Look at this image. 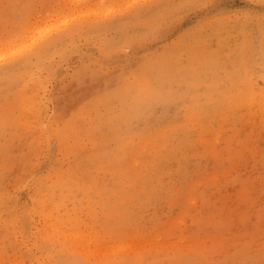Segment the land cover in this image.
Returning a JSON list of instances; mask_svg holds the SVG:
<instances>
[{"label":"rangeland","instance_id":"374dc122","mask_svg":"<svg viewBox=\"0 0 264 264\" xmlns=\"http://www.w3.org/2000/svg\"><path fill=\"white\" fill-rule=\"evenodd\" d=\"M0 69V264H264V0H0Z\"/></svg>","mask_w":264,"mask_h":264},{"label":"bare ground","instance_id":"6f19581e","mask_svg":"<svg viewBox=\"0 0 264 264\" xmlns=\"http://www.w3.org/2000/svg\"><path fill=\"white\" fill-rule=\"evenodd\" d=\"M25 19L23 18L21 21H18L17 23H14V24H11L12 27L8 31V34H11L13 36L14 34H12V33L18 28V26H22L23 24L26 23V21L24 22ZM46 26H47V24L46 25H42V26H40L38 28L40 30H42V32H44V33H50V29L48 27H46ZM73 31H75L74 28L69 29L68 30V34L69 33H72ZM27 32L28 31H26L23 34H18L17 36H15L10 41V45H12L14 49L18 48V52L21 53V55L23 56V58L20 60V64H22L21 61H23V60L24 61L30 60L31 57L41 55L42 52L45 51V49H47V48L51 49L52 46H54L55 43L58 42L57 40H54L53 41V40H48L47 39L48 40L47 43L44 42V43H46V44H44V43H42V41L45 38H42V41L39 42L40 34H36L38 32V29L37 28L32 29V31L29 32V35L26 36V33ZM11 65H13V64H11ZM0 70H2V69H0ZM11 71H13V69L6 70V71H0V74L1 73L8 74ZM22 106H23V103L21 101L17 102V107H22ZM67 131H69V128L66 129V131H62L63 135ZM63 138L69 144V142L67 141L68 138H69V136L68 135H64ZM102 229H103V232L106 233L107 228L106 227H103ZM115 236H117V235H115ZM103 256H102V259H99V258H96L95 259L94 257L91 258V256H87V257H85L87 260L81 261L79 263L78 262H76V263L74 262L73 264H107L106 263L107 260H103V258H104ZM96 257H99V256H96ZM91 259H94L95 261L90 262L89 260H91ZM138 260H139V258L135 256V258L132 259V262L131 263L132 264H140L138 262ZM64 264H66V263L64 262Z\"/></svg>","mask_w":264,"mask_h":264}]
</instances>
